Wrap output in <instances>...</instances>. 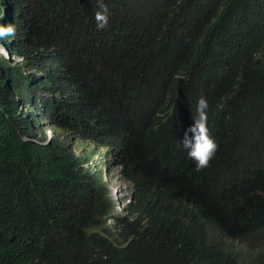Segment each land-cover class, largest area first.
<instances>
[{
  "label": "trees",
  "instance_id": "1",
  "mask_svg": "<svg viewBox=\"0 0 264 264\" xmlns=\"http://www.w3.org/2000/svg\"><path fill=\"white\" fill-rule=\"evenodd\" d=\"M105 3L97 30L95 0H0L23 57L0 55V264H264V0ZM201 96L219 148L197 171L180 140Z\"/></svg>",
  "mask_w": 264,
  "mask_h": 264
},
{
  "label": "clouds",
  "instance_id": "2",
  "mask_svg": "<svg viewBox=\"0 0 264 264\" xmlns=\"http://www.w3.org/2000/svg\"><path fill=\"white\" fill-rule=\"evenodd\" d=\"M95 3L97 6V10H95L94 12L96 28L97 30H105L109 27L111 11L107 3H105V0H95ZM0 19H2V17H0ZM17 34H18V29H17V25L14 22H9L7 24L0 22V41L14 40L16 39ZM254 45L256 46L257 42ZM17 57H21V56H17ZM36 72L37 70H35L34 75L31 76L37 77L40 75L37 74ZM209 110H210V105L207 97L205 96L199 97L196 104L193 123L184 131L183 138L180 140V146L187 151V156L194 162L197 171L202 170L209 166L210 162L214 159L219 148V145L215 137L212 135L210 123H208ZM53 132H48V131L46 132L45 135L48 137L47 140L58 135L57 130L54 129ZM105 167H104V178L105 176H107V172H108V170ZM120 174H121V166H120ZM122 179L125 180L124 178ZM105 180L109 184V190L111 192L113 202H115L112 191L110 189V183L107 181V179ZM129 185H132V183L129 182ZM132 197H133V193H132ZM130 202L128 207L130 206ZM112 216L125 217V216L116 215L114 207L112 211ZM110 222H112L113 225H111ZM108 225L115 226L114 220L112 219L109 220Z\"/></svg>",
  "mask_w": 264,
  "mask_h": 264
},
{
  "label": "rangeland",
  "instance_id": "3",
  "mask_svg": "<svg viewBox=\"0 0 264 264\" xmlns=\"http://www.w3.org/2000/svg\"><path fill=\"white\" fill-rule=\"evenodd\" d=\"M6 13V12H3ZM0 55L7 59V60H12L15 63H21L22 61V56L21 57H17V53H9V51L7 49H5L2 44H0ZM21 59V60H20ZM35 68L33 67V69L27 71L28 75H34L35 73ZM43 131L46 134V132H53L54 131V127L47 125V124H43ZM54 133V132H53ZM58 136L61 139H66L67 138V134L60 136V133L58 132ZM87 143V142H85ZM70 147L74 150V152L78 155H81L82 157H88V159H93L90 161H86V166H90V167H94V168H99L100 169V164H101V160L99 159V151H102L101 148H98L93 154L91 152V148L94 147L91 146L89 144V146L86 145H77L75 143H72L70 145ZM90 147V148H89ZM107 165H106V169H108L107 172V176H105V179H107V181L110 183V189L112 191L113 194V198H114V208H115V213L116 215H120V216H126L128 215V205L129 202L131 200L132 197V193H133V186L129 185L128 181H125L121 178V174H120V166L117 165V162L112 159V158H107L106 160ZM111 225H113L112 222H110Z\"/></svg>",
  "mask_w": 264,
  "mask_h": 264
},
{
  "label": "bare ground",
  "instance_id": "4",
  "mask_svg": "<svg viewBox=\"0 0 264 264\" xmlns=\"http://www.w3.org/2000/svg\"><path fill=\"white\" fill-rule=\"evenodd\" d=\"M96 173V172H95Z\"/></svg>",
  "mask_w": 264,
  "mask_h": 264
}]
</instances>
